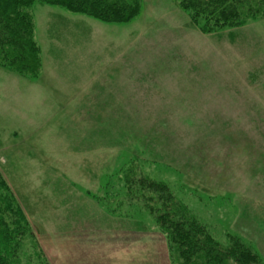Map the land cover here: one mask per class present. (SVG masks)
<instances>
[{
    "label": "rangeland",
    "instance_id": "rangeland-1",
    "mask_svg": "<svg viewBox=\"0 0 264 264\" xmlns=\"http://www.w3.org/2000/svg\"><path fill=\"white\" fill-rule=\"evenodd\" d=\"M139 1V16L125 25L107 26L59 8L48 13L39 5L32 8L35 30L36 17L45 46L49 37L63 42L59 30L70 29L73 33L65 32L64 46L71 48L82 39L74 31H85L76 21L89 27L90 59L87 68L86 60L82 65V75L66 68L64 81L46 74L32 84L0 68V81L7 74L20 79L16 85L7 81L5 91L0 86V132L6 136L4 140L0 134V177L31 231L20 243V264H51L37 219L55 225L46 229L60 234L55 246L59 257L78 245L77 253L89 257L113 252L127 238L124 230L109 229L107 237L73 235L75 226L87 218L100 221L98 212L104 216L101 221H147L155 230L154 245L160 243L165 250L154 253L152 264H172L165 235L145 209L149 194L134 183L140 177L166 184L218 243L224 244L227 234L237 235L259 251L255 239L264 238V205L253 177L264 165V17L235 29L204 33L174 0ZM35 36L38 42L36 32ZM113 40L119 53L112 58ZM69 79L78 83L71 85ZM77 107L83 110L81 117L73 116ZM85 129L98 139L104 137V158L90 156L100 163L97 172L115 171L106 196H86L61 180L77 165L85 170L88 161L84 158L75 166L71 156L73 151L91 150L73 148L78 143L73 137H84ZM12 130L18 133L9 139L10 145L6 132ZM44 148L47 154L41 155ZM97 202L101 211L94 208ZM245 216L250 225L246 231L236 227ZM141 246L132 240L123 249L143 250ZM261 249L264 258V245Z\"/></svg>",
    "mask_w": 264,
    "mask_h": 264
},
{
    "label": "trees",
    "instance_id": "trees-1",
    "mask_svg": "<svg viewBox=\"0 0 264 264\" xmlns=\"http://www.w3.org/2000/svg\"><path fill=\"white\" fill-rule=\"evenodd\" d=\"M174 1L204 33L235 29L264 17V0ZM35 5L107 25L128 24L141 11L139 0H0V68L31 82L42 69L32 13ZM134 183L149 194L145 209L165 235L172 264H264L257 248L237 235L227 234L225 243H218L166 184L145 177ZM27 235L31 237V231L24 213L0 177V264H20V243Z\"/></svg>",
    "mask_w": 264,
    "mask_h": 264
},
{
    "label": "crops",
    "instance_id": "crops-1",
    "mask_svg": "<svg viewBox=\"0 0 264 264\" xmlns=\"http://www.w3.org/2000/svg\"><path fill=\"white\" fill-rule=\"evenodd\" d=\"M39 8L41 10L46 11L47 13L49 12L48 10H51L54 7H50V6H42L39 5ZM61 17L64 18V20H69L67 18V15H65V13H60ZM71 16H79V15H71ZM47 17V15H46ZM36 19V35L38 38V44L40 46V50H41V57H42V69H41V74L40 76H46V74H48V79H62V81H64L63 79H66L65 77V71L66 68L68 69H75L79 70L78 75H82V73H80V70H84L82 68V65L85 63L86 60V68L88 67L89 64V59H90V53H88V38L91 37L92 38V33L89 36V27H86L84 22H83V26L82 24H79V21H76L77 24L79 25L80 28H85V31H79L78 29L76 31H74V34L79 32V34L81 35V38L79 42H75L72 44L73 47L71 48H67L65 45V43L68 41H65L66 39L64 38V36H66V34H72L73 32L69 30H59L60 31V35L61 38L63 40V42L61 41H57V38H48V45H46V42L42 39V37L40 36V24ZM108 26V25H107ZM113 27V26H112ZM42 28V27H41ZM98 28V26H97ZM66 32V34H65ZM40 37V38H39ZM60 38V39H61ZM113 38V37H112ZM111 39V38H108ZM119 42V39H117ZM58 42V44H57ZM70 43H72V40L69 41ZM54 44L56 47L51 46L50 44ZM104 45V44H102ZM45 46V47H44ZM53 51H51V50ZM72 49V50H71ZM113 49V50H112ZM112 58L115 57V53L118 54L119 51L117 50V48L115 47V40H113L112 43ZM69 50L72 51L71 56L69 58H65L66 57V53H69ZM104 54L102 52V56H101V61L100 64L103 67L104 64ZM60 55L61 57L56 58L55 56ZM82 56V58H81ZM119 56V55H117ZM68 57V56H67ZM89 58V59H88ZM93 62H95V60H93ZM97 64H99L97 62ZM100 66V67H101ZM118 70V69H117ZM71 75L75 74L72 71ZM10 74V73H9ZM9 74H7L4 79H1L0 81V86L4 89L6 88V82L9 80H12L13 85H16L17 82L20 81V79H9ZM76 75V74H75ZM100 75L104 76V73L101 72ZM39 79H37L34 82H31L28 80V82L30 83H35L37 82ZM69 83L72 84H76L78 83L77 79H69ZM77 81V82H76ZM68 82V81H66ZM69 90H71V88L69 87ZM69 92V91H68ZM80 94V96L82 95L81 91L78 92ZM77 95L79 97V95L76 93L74 94V96ZM83 96V95H82ZM81 96V97H82ZM82 103V102H80ZM78 109H74V115L75 117H81L83 110H79L81 108L77 107ZM87 112H84V115H86ZM76 124L77 121L75 119ZM1 130V128H0ZM2 131V130H1ZM8 134V138H7V143L10 144L9 139L11 137H14L18 131L17 130H12L11 132L7 131L6 132ZM84 137H81V135H76L73 138L75 140H78L77 146H73V148L75 149H88L89 146H91V150L88 151H80L77 150L75 153L74 151L71 153V156L74 160V164L76 166L77 163H81L82 159H86V161H88L86 164H84V168L85 170H82L81 168H83L82 166H78L75 167V171H70V173L64 174L62 176V181H64V184H66L67 186L73 187L72 189H78V190H82V193H84L86 196H91V195H102L105 194L106 196V189H108L109 187H111V185L109 184L108 186L107 183L109 181V179H114V173L115 171L112 170L111 172L108 171H102L101 173L97 172L98 170V166H100V163H97L96 161L93 162V158L94 160H98V159H103L104 154H105V143H104V137H100V139H98L96 136H92V131L89 132V130L87 131V129L84 130ZM1 135H3V139L5 140L6 136L0 132ZM82 134V133H81ZM78 137V138H77ZM59 139V138H57ZM56 139V141H57ZM55 141V142H56ZM65 143L64 140L60 141V143ZM11 145V144H10ZM10 145L6 144V147H9ZM58 145V144H56ZM60 145V144H59ZM64 145V144H63ZM44 153H41V155H45L47 154V148H44ZM260 152H262V150H260ZM98 156L100 155V157H93L90 158V156ZM89 157V158H88ZM90 159V160H89ZM262 159H264V156L262 157ZM80 161V162H79ZM264 164V163H262ZM44 178L51 180V175H42ZM112 176V177H111ZM111 177V178H110ZM254 184L257 183L258 186V199L260 202L261 207L263 208L264 205V165H261L258 169V174L257 176L254 174ZM111 181V180H110ZM113 181L112 180V185H113ZM257 181V182H255ZM250 195V194H249ZM248 195V196H249ZM247 196V195H246ZM56 198H52L50 199V203L51 205H57L56 202ZM102 201V200H101ZM104 201V200H103ZM102 201V202H103ZM60 203V202H59ZM97 206H95L94 208L98 207V211L100 210V202H97L96 204ZM99 205V206H98ZM63 208V207H62ZM54 209V208H52ZM264 209V208H263ZM76 211V210H75ZM242 212H244V210H242ZM100 215H98V217L100 218V221L98 220H94L93 218L90 219H84L82 218V222H85L83 224H79L77 226H75L76 231H74L75 233H73V235L75 236H81V234H98V236H110V231L109 229H120L124 230L125 233L127 234V238L123 241V243H121L123 246H121V244L118 245V247L116 249H114L113 252L108 253V254H104V255H94V256H87V255H83L82 253H77L78 247L75 248V251H72L69 255L72 254H76L78 255L77 258L75 260H67V261H63V259H66V257H68L69 255H66L65 257H59L56 254L55 251V246H56V242H57V235H60L59 233L55 232L53 229L52 231H48L46 228H53L55 225H52L51 223L46 224L45 222H42L41 220L37 219L34 220V222L37 223V227H39L41 229V232L39 233L40 237H42L43 239L46 240V243L48 244V249H49V253H50V260H51V264H152L151 259H153V255L155 252H158L159 250V254L161 255L162 252H165V250H163V246L161 247L160 243H156L154 245L153 240L155 239L154 237V229H152L151 225L147 223V221H140V220H121V219H116V218H106V220L101 221L102 218V214L100 212H98ZM74 215V214H73ZM32 218V217H31ZM240 218V215L238 214L235 218H234V226L236 224L237 219ZM73 220L76 219V217H72ZM246 219V216L240 220L239 224L236 225L237 228L242 227L243 230L246 229V223L244 222ZM67 224V223H66ZM235 227V228H236ZM250 225L247 227L249 228ZM81 228V229H80ZM241 229V228H240ZM81 230V232H80ZM99 230H104L103 233H101V231ZM106 230V231H105ZM246 231V230H245ZM107 233H109V235H107ZM93 234V235H94ZM261 234L264 236V225L262 226V230H261ZM132 240H135V243L138 242V244L142 247L143 250H136V248H133V251H128L127 249H123L125 244H128L129 242H131ZM256 243H258L259 246V252L263 253L261 250L262 245H264V238H261L260 236L258 237V240H256ZM77 242V241H76ZM82 242H85L84 240ZM158 245V247H157ZM47 246V245H46ZM155 246V247H154ZM159 248V249H158ZM163 254V253H162ZM158 256L161 258V256ZM104 256V257H103ZM157 256H155L156 258ZM162 258H164V255H162ZM148 260H150V262H148ZM163 260V259H162ZM158 261V260H157ZM158 263L164 264L162 261H158ZM156 263V264H158Z\"/></svg>",
    "mask_w": 264,
    "mask_h": 264
}]
</instances>
